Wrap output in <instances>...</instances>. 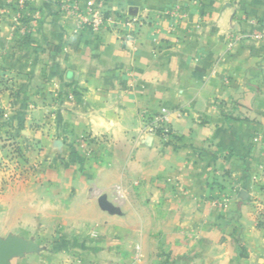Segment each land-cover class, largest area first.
I'll return each instance as SVG.
<instances>
[{
    "label": "crops",
    "instance_id": "1",
    "mask_svg": "<svg viewBox=\"0 0 264 264\" xmlns=\"http://www.w3.org/2000/svg\"><path fill=\"white\" fill-rule=\"evenodd\" d=\"M61 2L0 0V143L35 165L0 239L39 247L10 263L264 264V0H106L102 33Z\"/></svg>",
    "mask_w": 264,
    "mask_h": 264
},
{
    "label": "built area",
    "instance_id": "2",
    "mask_svg": "<svg viewBox=\"0 0 264 264\" xmlns=\"http://www.w3.org/2000/svg\"><path fill=\"white\" fill-rule=\"evenodd\" d=\"M27 0H19V5L26 6ZM106 0H87V7L84 12L80 10L81 0H62L60 4V10L63 14L68 17H78L80 19L79 27L92 30L95 33H102L108 30V20L104 17V6ZM264 30V22L259 23ZM23 34L26 36L29 34L28 29H23ZM257 37L264 41V33L257 35ZM249 37L243 34H232L230 35V45H236L244 42ZM171 111L167 108L161 110L160 114L154 117L151 125L148 127V131L151 134H156L162 138L163 141H168L171 138V128L168 126V119ZM255 143L264 142V134H257L254 138ZM81 148L87 151V144L85 139L79 141ZM89 151L87 154L89 155ZM10 163L7 164L8 168H12L8 176L7 181L19 182L25 180L30 172L33 171L34 167L28 165L24 160L22 154H18L17 151H13L10 154ZM18 162V163H17ZM8 163V162H7ZM13 165V166H12ZM260 175L254 178V182L264 183V167H260Z\"/></svg>",
    "mask_w": 264,
    "mask_h": 264
},
{
    "label": "water",
    "instance_id": "3",
    "mask_svg": "<svg viewBox=\"0 0 264 264\" xmlns=\"http://www.w3.org/2000/svg\"><path fill=\"white\" fill-rule=\"evenodd\" d=\"M243 198H247L248 193H241ZM100 208L111 215L117 213V208L107 201L105 196L99 199ZM39 252V247L34 242H27L20 238L10 236L7 239H0V264H11V260L23 257L29 253Z\"/></svg>",
    "mask_w": 264,
    "mask_h": 264
},
{
    "label": "rangeland",
    "instance_id": "4",
    "mask_svg": "<svg viewBox=\"0 0 264 264\" xmlns=\"http://www.w3.org/2000/svg\"><path fill=\"white\" fill-rule=\"evenodd\" d=\"M0 111L2 112V114H5L2 109H0ZM3 116L5 117L6 115H3ZM5 143H7V144H5ZM4 145H10V141H8V142L5 141V142L0 143V147H2ZM16 147H17L16 151L18 152V154H20L21 153L20 152L21 150L19 149V147L17 146V144H16ZM0 149H1V155H0L1 156V158H0V194H1V192L4 190L5 186L9 185L10 183H16V182L15 181H7L8 176L10 174L9 171H11V169H12L11 167L10 168L7 167V164H11L10 163L11 162L10 161V158L11 157H10V154H7L8 153L7 152L8 150L6 148H0ZM26 163L28 165H31V166L34 167L33 171L30 172V176H31V175H33V173L35 171V165L28 163L27 160H26ZM23 181H25V180H23ZM19 182H22V181L20 180ZM255 184L257 185L258 191L261 192V193H264V184H263V182L262 181L261 182H256ZM260 209L261 210L259 211V214L261 215V218H262L261 223L263 224V222H264V208L261 207Z\"/></svg>",
    "mask_w": 264,
    "mask_h": 264
},
{
    "label": "trees",
    "instance_id": "5",
    "mask_svg": "<svg viewBox=\"0 0 264 264\" xmlns=\"http://www.w3.org/2000/svg\"><path fill=\"white\" fill-rule=\"evenodd\" d=\"M3 117V114H2V112L0 111V118H2ZM159 134V133H158ZM7 141V140H6ZM9 141H10V145H4L3 146V148H6L8 151V153L7 154H11V152H13V151H16V149H17V147H16V142H15V140L14 139H9ZM5 144H7V143H5ZM10 148V149H9ZM264 184V183H263ZM263 188V187H262ZM259 227H263V225H262V223H259Z\"/></svg>",
    "mask_w": 264,
    "mask_h": 264
}]
</instances>
